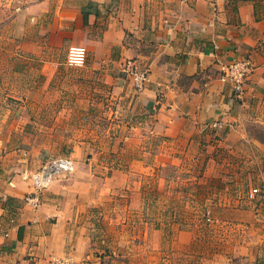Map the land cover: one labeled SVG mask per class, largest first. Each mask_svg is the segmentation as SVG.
Returning <instances> with one entry per match:
<instances>
[{
	"label": "crops",
	"instance_id": "crops-1",
	"mask_svg": "<svg viewBox=\"0 0 264 264\" xmlns=\"http://www.w3.org/2000/svg\"><path fill=\"white\" fill-rule=\"evenodd\" d=\"M72 44L88 49L82 68L66 63ZM247 56L254 69L238 96L221 65ZM128 59L149 69L140 91L124 70ZM104 97L155 109L163 132L248 136L264 126V0H0V264H100L84 236L71 243L58 182L39 207L25 201L33 186L23 172L43 164L6 139L13 120L91 118ZM258 232L263 242L245 247L240 264L263 262L264 223Z\"/></svg>",
	"mask_w": 264,
	"mask_h": 264
},
{
	"label": "rangeland",
	"instance_id": "rangeland-1",
	"mask_svg": "<svg viewBox=\"0 0 264 264\" xmlns=\"http://www.w3.org/2000/svg\"><path fill=\"white\" fill-rule=\"evenodd\" d=\"M104 98L91 105V118L13 120L6 139L38 166L75 161L51 181L69 208L71 243L84 236L100 264H240L245 247L263 242L264 202L248 193L264 185V126L241 137L163 132L155 109ZM13 100L11 113L19 115Z\"/></svg>",
	"mask_w": 264,
	"mask_h": 264
},
{
	"label": "built area",
	"instance_id": "built-area-1",
	"mask_svg": "<svg viewBox=\"0 0 264 264\" xmlns=\"http://www.w3.org/2000/svg\"><path fill=\"white\" fill-rule=\"evenodd\" d=\"M66 63L72 67H82L88 59V49L84 44L70 45ZM254 69V63L250 57H240L229 63L221 65V77L228 82L235 94L240 96L244 91V85ZM125 72L131 77L134 87L142 90L146 87L150 79L149 69L140 66L133 59H128L124 65ZM220 125L214 122L213 126ZM75 169V161L70 157H56L47 161L40 169L36 171L25 170L23 177L31 179L33 191L27 193L24 197L25 201L33 208H37L41 204V192L45 187L51 184L58 175L69 173ZM249 197L262 203L264 202V185L254 186L249 190ZM51 264H73L69 258L55 260Z\"/></svg>",
	"mask_w": 264,
	"mask_h": 264
}]
</instances>
